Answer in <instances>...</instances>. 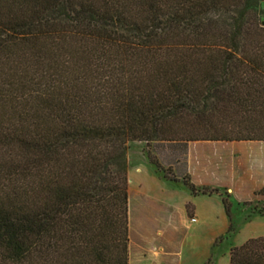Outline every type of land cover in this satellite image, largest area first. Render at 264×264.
Returning a JSON list of instances; mask_svg holds the SVG:
<instances>
[{
  "label": "trees",
  "instance_id": "16d2710c",
  "mask_svg": "<svg viewBox=\"0 0 264 264\" xmlns=\"http://www.w3.org/2000/svg\"><path fill=\"white\" fill-rule=\"evenodd\" d=\"M263 11L0 0V264H127V143L264 142ZM228 264H264V237Z\"/></svg>",
  "mask_w": 264,
  "mask_h": 264
},
{
  "label": "rangeland",
  "instance_id": "374dc122",
  "mask_svg": "<svg viewBox=\"0 0 264 264\" xmlns=\"http://www.w3.org/2000/svg\"><path fill=\"white\" fill-rule=\"evenodd\" d=\"M125 162L130 204L127 264H176L173 252L189 230L177 223L179 230L173 231L171 224L181 218L182 202L189 193L185 182L196 188H215L216 193L205 195L199 204L200 216L191 231L200 243L184 256L182 264H200L204 256L201 264H228L232 247L261 235L256 229L257 219L264 217V187L253 196L247 190L264 182V142H130ZM224 194L230 203L229 233L220 204ZM183 208L190 213V217L185 213L186 222L191 223L192 206L186 202ZM151 250L158 255L152 257Z\"/></svg>",
  "mask_w": 264,
  "mask_h": 264
},
{
  "label": "crops",
  "instance_id": "0c3cea01",
  "mask_svg": "<svg viewBox=\"0 0 264 264\" xmlns=\"http://www.w3.org/2000/svg\"><path fill=\"white\" fill-rule=\"evenodd\" d=\"M261 168L263 169V167H261ZM262 187H264V182L263 183L259 182V183H256V184L250 186L247 191H249L251 196H253V193L255 191H257L258 189H261ZM226 190L229 191V193L232 192V188H230V187H227ZM204 196L205 195H195V196H193V195H190L188 193V197H186L183 200V202H182L181 218L177 219V222L175 220L176 223L172 222V224H171V226L173 228V231L174 230L176 231V229L179 230V227H177V223H180L181 225H183L185 227V229L189 230L188 232L183 234V237H182V239L179 242L177 250H175V252H173V256L172 257L175 258V261H176L175 263L176 264H182L184 256L187 253L192 252V249L194 247H197L199 245L198 243H200L198 236L195 233H192V231H193L192 228H194L192 226V224L195 223L198 220L199 216H200V211H199L200 210V206H199V204H200V202H202ZM209 196L206 195L205 197L208 198ZM186 202H188L190 204V206H192V209H193L192 210V214H191V216L193 217V221L191 223H187L186 220H185L186 216H185V210H184L183 206H184V204ZM221 210H222V208H221ZM222 212H223V210H222ZM223 215H224V213H223ZM224 217H225V215H224ZM257 221H258V224H259V228L256 229V230L259 231V233L261 234L258 237H264V217H259L257 219ZM255 224H257V223H255ZM164 225H165V223H164ZM253 230H255V229H253ZM158 234L160 235V232H158ZM250 238H252V237H250ZM150 255L152 257H155L158 254L156 253V250H154V251L151 250L150 251ZM203 258L201 259V261L203 260ZM201 261H200V264H201Z\"/></svg>",
  "mask_w": 264,
  "mask_h": 264
}]
</instances>
